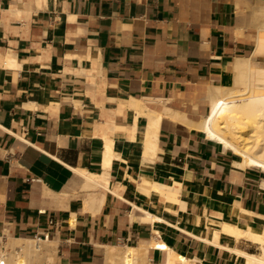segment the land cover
Instances as JSON below:
<instances>
[{"label": "crops", "instance_id": "obj_1", "mask_svg": "<svg viewBox=\"0 0 264 264\" xmlns=\"http://www.w3.org/2000/svg\"><path fill=\"white\" fill-rule=\"evenodd\" d=\"M261 4L0 0V263L262 264L264 168L195 125Z\"/></svg>", "mask_w": 264, "mask_h": 264}, {"label": "bare ground", "instance_id": "obj_2", "mask_svg": "<svg viewBox=\"0 0 264 264\" xmlns=\"http://www.w3.org/2000/svg\"><path fill=\"white\" fill-rule=\"evenodd\" d=\"M260 11L264 13V6H262ZM263 51L264 33H260L254 53H264ZM258 68L260 70H256ZM234 70L236 79L233 85L209 86L208 100L211 106L210 111L195 125L203 129L209 137L223 143L226 148L238 152L242 157L240 165L257 164L264 168V138H258L260 133L263 135L262 132L264 131V113H262L263 115L257 113L259 109H262L264 112V84H255L253 78L260 76L264 82V65L252 63L249 58L239 59L234 64ZM235 84L244 85L248 91H238L234 87ZM241 229L238 230L240 235L248 237H255L257 235L255 232ZM154 244L155 242L152 243V245ZM23 245H29L28 247L34 249L39 248L38 243L33 240H26ZM28 247L27 249H23L22 247V251L30 249ZM139 253V248L126 246L123 251L118 253L121 264H136L135 258L137 259L136 256ZM247 256L248 258L255 259L258 263L264 264L263 260L250 255ZM25 263L26 258L19 257L15 264ZM250 264L252 263L250 262Z\"/></svg>", "mask_w": 264, "mask_h": 264}, {"label": "rangeland", "instance_id": "obj_3", "mask_svg": "<svg viewBox=\"0 0 264 264\" xmlns=\"http://www.w3.org/2000/svg\"><path fill=\"white\" fill-rule=\"evenodd\" d=\"M259 6H264V4H261V5H259ZM254 23H255V25L256 26H258V27H260L261 26V32L260 33H264V13H262V17L261 16H257V14L255 15L254 14ZM256 70H260V68H258V69H256ZM258 72V71H257ZM254 78V83L255 84H258V85H263L264 84V82H263V79L260 77V76H255V77H253ZM235 89H237L238 91H240V92H243V91H248V89H247V87H244V85H242V84H235ZM252 91H253V89H252ZM210 103V102H209ZM196 105L194 106L195 107V111H198L199 109L198 108H200V106H201V108H203V110H202V113L201 114H205L206 112L204 111V106L205 105H207V103H206V101H201V104L199 103V102H197V103H195ZM211 107V106H210ZM257 113L258 114H262V113H264L263 112V110L262 109H259L258 111H257ZM263 115V114H262ZM240 123H242V122H240ZM263 133V135L260 133V135L258 136V138H261V137H263L264 138V131L262 132ZM20 254V258L21 257H25V251L24 252H22V254L21 253H19Z\"/></svg>", "mask_w": 264, "mask_h": 264}, {"label": "built area", "instance_id": "obj_4", "mask_svg": "<svg viewBox=\"0 0 264 264\" xmlns=\"http://www.w3.org/2000/svg\"><path fill=\"white\" fill-rule=\"evenodd\" d=\"M0 264H3V262H2V263H0Z\"/></svg>", "mask_w": 264, "mask_h": 264}]
</instances>
